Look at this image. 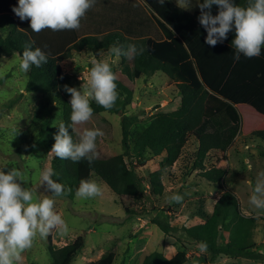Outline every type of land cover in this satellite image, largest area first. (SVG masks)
I'll return each mask as SVG.
<instances>
[{
	"label": "trees",
	"instance_id": "obj_1",
	"mask_svg": "<svg viewBox=\"0 0 264 264\" xmlns=\"http://www.w3.org/2000/svg\"><path fill=\"white\" fill-rule=\"evenodd\" d=\"M0 28V53L16 52L23 58L28 63L25 89L50 103L38 128L40 135L50 129L53 110L61 111L48 172L53 197L71 199L86 190L96 175L131 216L134 201L145 190V179L135 170L137 162L164 153L159 167L147 176L149 191L160 194L165 169L178 160L190 135L197 140L199 158L211 150L225 153L234 141L241 128L239 117L220 112L206 115L209 93L226 106L247 104L264 115V0H199L193 12L171 0H0ZM84 49L96 57L89 71L103 79L91 93L88 112L61 94L68 81L61 62L72 50ZM101 51L117 55V66L97 58ZM155 72L168 76L179 92V103L137 125L133 115L125 114V107L131 102L135 79ZM102 111L122 115L121 153L90 150L92 141L100 139L110 125ZM78 121H82L79 127ZM255 135L264 144V129ZM193 166L200 167L199 176L221 191L211 212H202L199 222L181 228L156 215L151 223L164 234L184 231L207 252L208 264L221 256L261 259L263 254L254 249L256 218L240 212L238 197L225 185L226 169L205 168L200 159ZM6 192L0 178V202ZM84 242L77 235L55 247L49 233L51 264H72ZM114 248L86 264H112ZM188 249L182 243L169 257L152 251L140 264H188Z\"/></svg>",
	"mask_w": 264,
	"mask_h": 264
},
{
	"label": "rangeland",
	"instance_id": "obj_2",
	"mask_svg": "<svg viewBox=\"0 0 264 264\" xmlns=\"http://www.w3.org/2000/svg\"><path fill=\"white\" fill-rule=\"evenodd\" d=\"M171 1L190 12L199 8V0ZM96 56L107 65L118 64V56L108 51ZM95 59L87 49L72 50L61 62L68 75L61 94L67 100L78 101L86 112L90 111L92 91L103 83L89 71L88 65ZM27 77L28 63L23 58L16 52L0 53V178L7 185L0 202V264H51L47 251L49 233L55 247L69 243L77 235L84 237V246L72 264L97 260L112 247V264H140L152 251L169 257L182 243L189 248L188 264H208L207 252L190 241L184 231L164 234L150 221L156 215L181 228L199 222L202 212H211L221 191L215 183L199 176L200 167L193 166L199 159L205 168L226 169L225 185L238 197L240 212L256 218L254 249L263 254L261 259L221 256L212 264H264V144L255 135L264 129V115L247 104L226 106L223 99L209 93L206 115L220 112L225 117H239L241 128L234 141L225 153L211 150L199 158L197 140L190 135L178 160L165 169L160 194L149 191L147 176L159 167L164 153L137 162L135 170L145 179L142 183L146 189L134 201V213L129 216L117 194L96 175L91 176L86 190L71 199L49 194V165L62 115L57 107L50 129L38 133L50 103L46 104L41 94L25 89ZM134 82L125 114L133 115L135 124H146L152 114L177 107L179 92L164 73L147 74ZM101 115L110 125L100 139L92 141L90 150L99 154L121 153L122 115L108 111ZM80 124L82 121L75 123L78 127ZM221 239H226V233H221Z\"/></svg>",
	"mask_w": 264,
	"mask_h": 264
},
{
	"label": "built area",
	"instance_id": "obj_3",
	"mask_svg": "<svg viewBox=\"0 0 264 264\" xmlns=\"http://www.w3.org/2000/svg\"><path fill=\"white\" fill-rule=\"evenodd\" d=\"M147 185V184H146ZM148 187H149V185H148ZM148 187H147V189H148ZM146 189V188H145Z\"/></svg>",
	"mask_w": 264,
	"mask_h": 264
},
{
	"label": "crops",
	"instance_id": "obj_4",
	"mask_svg": "<svg viewBox=\"0 0 264 264\" xmlns=\"http://www.w3.org/2000/svg\"><path fill=\"white\" fill-rule=\"evenodd\" d=\"M187 10V9H186ZM116 56V55H115Z\"/></svg>",
	"mask_w": 264,
	"mask_h": 264
}]
</instances>
